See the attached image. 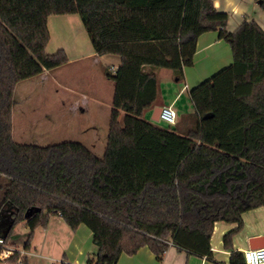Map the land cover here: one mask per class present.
I'll use <instances>...</instances> for the list:
<instances>
[{
  "label": "trees",
  "instance_id": "16d2710c",
  "mask_svg": "<svg viewBox=\"0 0 264 264\" xmlns=\"http://www.w3.org/2000/svg\"><path fill=\"white\" fill-rule=\"evenodd\" d=\"M62 13L81 15L98 54L122 59L105 69L114 95L103 157L77 141L13 137L17 84L69 62L63 48L47 51L48 18ZM228 22L213 0H0V236L9 242L23 222L30 249L36 230L60 215L73 231H93L98 252L86 264H117L144 246L162 259L171 242L213 258L223 220L237 223L223 237L229 264H248L233 236L244 212L264 206V28L252 20L231 31ZM207 31L230 44L233 62L191 89L195 125L183 133L149 120L161 97L158 70L183 80ZM20 257L29 264L20 252L8 263Z\"/></svg>",
  "mask_w": 264,
  "mask_h": 264
},
{
  "label": "crops",
  "instance_id": "0c3cea01",
  "mask_svg": "<svg viewBox=\"0 0 264 264\" xmlns=\"http://www.w3.org/2000/svg\"><path fill=\"white\" fill-rule=\"evenodd\" d=\"M213 1L219 10L229 13V30L234 31L242 22L252 20H256L264 28V8L259 5L257 0ZM48 26L50 40L47 51L54 53L58 49L63 48L68 55L69 64L90 61L95 66H99L104 72L106 68L114 71L121 64L122 59L119 54H98L96 52L79 13L51 14L48 18ZM232 62L233 52L231 46L219 37L218 31L202 33L198 38L194 64L185 67V77L183 80H178L171 69L162 68L158 70L159 79L162 76V78L170 79L171 82L169 83L170 86H167V89L160 87L161 97L156 106L172 104L178 112V117H180L182 104L190 102L193 105L190 97L191 89ZM50 71L45 70L39 76L43 79V77H47L50 74ZM109 80L112 81L111 79ZM60 86L61 88H58L57 92L61 93L62 108L65 109L70 106L74 111H78L79 109L84 111L87 109L85 106H82L81 97L77 96V93L80 94L79 90L65 83H60ZM70 92H73L76 96L73 99L70 98V102L67 103L66 97ZM81 96H83L82 98H84L85 103L88 105L89 100L87 98L89 96L84 93H81ZM93 98L94 100H99L97 95L93 96ZM67 104L69 105L66 106ZM154 108L146 112V117L152 121ZM62 219L60 215H55V218L53 220L50 219L49 225L44 229H50L55 223L61 225L60 221H63ZM243 220L244 225L242 229L233 236V247L244 252V250L251 248L250 240L253 237L264 236V206L244 212ZM236 225L237 223L223 220L215 223L212 235L213 258L189 253L171 242L169 249L165 252L162 259L157 258L156 254L148 246H144L132 255L123 253L117 264H229L231 250L224 247L223 237L225 233ZM89 231L80 225L73 232L72 241L68 245V249L71 251V255L68 258L71 263L86 264L89 258L98 252V246L93 241V231L91 229ZM89 233L92 235V241L91 238H88ZM9 243L20 250H24L22 256H28L29 264H33L29 258L30 255L36 256V253L32 251L33 241L30 249H26L25 245L20 247L10 240ZM60 260L62 261L63 259Z\"/></svg>",
  "mask_w": 264,
  "mask_h": 264
},
{
  "label": "rangeland",
  "instance_id": "374dc122",
  "mask_svg": "<svg viewBox=\"0 0 264 264\" xmlns=\"http://www.w3.org/2000/svg\"><path fill=\"white\" fill-rule=\"evenodd\" d=\"M170 82V79L160 77L161 88L167 89ZM60 83L79 90L80 94L77 93V96L81 97L82 106L87 109L74 111L68 106L69 104L65 109L62 108L61 93L57 92V89L61 88ZM81 93L89 96L88 105ZM95 95L99 97V100H94ZM113 95L114 82L109 80L99 66H95L90 61L66 63L52 69L50 74L43 79L39 75L24 79L17 84L15 89L13 137L19 143L42 146L64 141H77L86 145L98 157H103L108 142ZM75 96L73 92L68 93L67 103ZM180 111L176 124H170L161 119L156 123L165 127H178L180 132L185 133L196 123L195 108L192 103L187 102V104H182ZM3 195L4 190L0 189V202ZM54 218L55 215H52L51 219ZM60 222L61 225L55 223L50 229L45 230L39 227L36 230L32 247L36 256L30 255L29 257L33 264H59L60 259L70 262L68 257L71 251L68 245L75 231L64 220ZM4 225L0 218V233L4 232ZM81 226L90 230L85 224ZM29 231L27 224L23 222L17 224L10 241L23 247ZM90 235L89 233L88 238L92 241V235ZM3 263L0 261V264Z\"/></svg>",
  "mask_w": 264,
  "mask_h": 264
},
{
  "label": "built area",
  "instance_id": "2783aa9c",
  "mask_svg": "<svg viewBox=\"0 0 264 264\" xmlns=\"http://www.w3.org/2000/svg\"><path fill=\"white\" fill-rule=\"evenodd\" d=\"M160 119L170 124H175L178 119V112L175 106L172 104L162 106ZM0 247V258L4 263H8V260L17 252H20L21 256L24 252V250H20L9 242H6L4 236H0ZM244 256L248 264H264V246L248 248L244 250ZM17 264H21V257L19 258Z\"/></svg>",
  "mask_w": 264,
  "mask_h": 264
},
{
  "label": "water",
  "instance_id": "95a60500",
  "mask_svg": "<svg viewBox=\"0 0 264 264\" xmlns=\"http://www.w3.org/2000/svg\"><path fill=\"white\" fill-rule=\"evenodd\" d=\"M161 109H162V106L158 105L154 108V111H153V120L155 121H158L160 120V113H161ZM32 211L29 210L27 212V215H30ZM261 246H264V236H260V237H253L251 240H250V247L251 248H256V247H261Z\"/></svg>",
  "mask_w": 264,
  "mask_h": 264
}]
</instances>
